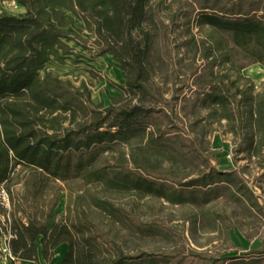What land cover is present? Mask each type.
Masks as SVG:
<instances>
[{
  "label": "trees",
  "instance_id": "obj_1",
  "mask_svg": "<svg viewBox=\"0 0 264 264\" xmlns=\"http://www.w3.org/2000/svg\"><path fill=\"white\" fill-rule=\"evenodd\" d=\"M16 1L24 7L23 14L0 13V184H7L16 164H23L54 179L83 174L88 182L136 189L133 172L111 174L105 167H95V162L99 154L115 150L120 142L150 135L146 127L152 124L155 109L142 102L152 93L146 85L149 70L144 59L152 39L146 30L147 21L154 20L149 14L152 0ZM233 7L221 10L225 16L218 15L214 7H201L197 25L208 30L207 37L193 45L191 60L203 63L191 74L189 97L193 98L194 114L207 110L213 121L234 136L236 151L245 153L242 159L255 161L264 169V81L256 85L243 73L250 64L264 65V8L255 0H240ZM69 28L94 31L99 50L93 58L110 53L124 70L126 83L117 85L121 93L111 97L112 104L94 103L85 82L76 86L48 68L56 60L66 64L65 57L73 56V48L65 42L71 35ZM141 35L138 41L136 37ZM126 94L139 103L118 106L117 101ZM183 100L189 102L187 97ZM182 108L186 111V106ZM154 136L153 131L151 138ZM237 161L233 159L234 164ZM216 174L221 183L205 182L213 176L207 174L182 184H223L237 200L255 195L236 170ZM97 204L122 220L120 209L110 201L99 200ZM253 204L258 206L259 202ZM12 216V250L19 259L40 264V245L49 262L56 247L66 241L69 249L63 264H144L121 247L101 242L92 233L91 223L18 222L13 211ZM263 252L264 240L260 248L253 246L243 256ZM253 259L247 264L262 263L263 257ZM147 264H156V260L149 259Z\"/></svg>",
  "mask_w": 264,
  "mask_h": 264
},
{
  "label": "rangeland",
  "instance_id": "obj_2",
  "mask_svg": "<svg viewBox=\"0 0 264 264\" xmlns=\"http://www.w3.org/2000/svg\"><path fill=\"white\" fill-rule=\"evenodd\" d=\"M239 1L152 0L149 14L154 20H148L146 25L152 39L144 58L149 70L146 85L152 93L142 102L155 109L149 119L152 124L146 122L150 135H136L127 143L120 142L115 150L99 154L95 162V167H105L110 173L133 172L137 188L124 190L104 181L88 182L83 174L54 179L16 164L6 184L16 221L91 223L92 233L101 242L108 247H121L144 264L149 259L156 260V264H247L255 257H263L259 264H264V252L243 256L253 245L260 248L264 240V169L255 161L242 159L245 153L236 151L234 136L213 121L207 110L194 114L193 98L189 97L191 74L203 63L201 59L191 60L193 45L205 39L208 30L197 25L201 7H214L218 15L225 16L221 10L232 9ZM255 1L264 8V0ZM77 23L85 27L81 19L77 18ZM69 31L70 38L65 42L73 48V56L65 57L69 59L66 64L56 60L58 63L51 62L48 68L76 86L85 82L94 103L112 104L106 85L119 81L112 65L102 61L96 67L87 62L99 50L95 32L86 28ZM142 37L136 38L140 41ZM260 65L250 64L243 71L256 85L264 78H255L248 69ZM101 96L106 98L99 99ZM184 97L189 102L185 103ZM129 103L139 101L128 94L117 101L118 106ZM231 170H236L240 180L255 192L254 198L247 195L246 200H237L223 184H182L207 174L213 176L206 177L205 182L221 183L216 172ZM99 200L110 201L119 208L122 220L98 206ZM253 202H259L258 206Z\"/></svg>",
  "mask_w": 264,
  "mask_h": 264
},
{
  "label": "built area",
  "instance_id": "obj_3",
  "mask_svg": "<svg viewBox=\"0 0 264 264\" xmlns=\"http://www.w3.org/2000/svg\"><path fill=\"white\" fill-rule=\"evenodd\" d=\"M23 14L25 12L16 0H0V13ZM12 196L5 182L0 184V264H16L19 258L12 250L15 237L12 216Z\"/></svg>",
  "mask_w": 264,
  "mask_h": 264
},
{
  "label": "crops",
  "instance_id": "obj_4",
  "mask_svg": "<svg viewBox=\"0 0 264 264\" xmlns=\"http://www.w3.org/2000/svg\"><path fill=\"white\" fill-rule=\"evenodd\" d=\"M102 61L103 62L104 61H107L109 64H111L112 65V71L118 77V80L119 81L113 79L114 81H110L111 86L106 85V87L112 92V93L110 92V94H111L110 96L111 97H113V96L116 97V96H118L120 94V91H119L117 85L124 84V82L126 80L124 70L120 68L119 62L110 53H106V54H103V55L95 56V58H93V60L91 59V61H87V62L90 65L97 67L98 62H102ZM88 68H90V67H88ZM86 73L88 74V72H86ZM101 83L103 84V81H101ZM105 98H106L105 96L99 97V99H105ZM231 171H235V170H231ZM225 172H227V171H225ZM228 172H230V171H228ZM40 241H41V238H40ZM253 246L256 247L255 245H253ZM68 249H69V243L66 242V241L62 242L54 250V256H53V258L49 262H47L44 259L43 252H42V248L39 245V251H38L39 252L38 253L39 254V262H40V264H63V260H64V258L66 256V253L68 252ZM16 264H37V262L36 261H33V260L19 259Z\"/></svg>",
  "mask_w": 264,
  "mask_h": 264
},
{
  "label": "bare ground",
  "instance_id": "obj_5",
  "mask_svg": "<svg viewBox=\"0 0 264 264\" xmlns=\"http://www.w3.org/2000/svg\"><path fill=\"white\" fill-rule=\"evenodd\" d=\"M248 73L252 74L257 79L264 78V66L260 65L249 67Z\"/></svg>",
  "mask_w": 264,
  "mask_h": 264
}]
</instances>
